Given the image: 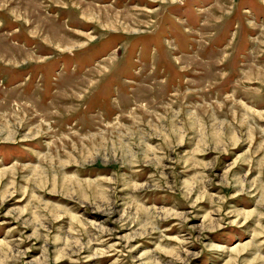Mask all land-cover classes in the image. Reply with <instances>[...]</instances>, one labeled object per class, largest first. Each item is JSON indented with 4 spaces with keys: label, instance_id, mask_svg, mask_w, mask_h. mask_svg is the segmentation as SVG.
<instances>
[{
    "label": "rangeland",
    "instance_id": "obj_1",
    "mask_svg": "<svg viewBox=\"0 0 264 264\" xmlns=\"http://www.w3.org/2000/svg\"><path fill=\"white\" fill-rule=\"evenodd\" d=\"M0 264H264V0H0Z\"/></svg>",
    "mask_w": 264,
    "mask_h": 264
}]
</instances>
